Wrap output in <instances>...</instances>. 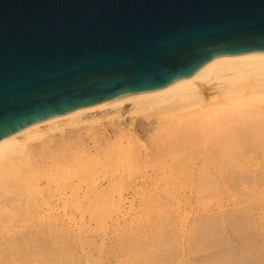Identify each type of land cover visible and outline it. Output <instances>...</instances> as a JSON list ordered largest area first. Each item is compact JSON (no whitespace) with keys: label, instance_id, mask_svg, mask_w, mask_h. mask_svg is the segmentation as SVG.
I'll use <instances>...</instances> for the list:
<instances>
[{"label":"bare ground","instance_id":"bare-ground-1","mask_svg":"<svg viewBox=\"0 0 264 264\" xmlns=\"http://www.w3.org/2000/svg\"><path fill=\"white\" fill-rule=\"evenodd\" d=\"M262 206L264 54L0 141V264H264Z\"/></svg>","mask_w":264,"mask_h":264},{"label":"water","instance_id":"water-1","mask_svg":"<svg viewBox=\"0 0 264 264\" xmlns=\"http://www.w3.org/2000/svg\"><path fill=\"white\" fill-rule=\"evenodd\" d=\"M264 54V0H0V141Z\"/></svg>","mask_w":264,"mask_h":264},{"label":"rangeland","instance_id":"rangeland-1","mask_svg":"<svg viewBox=\"0 0 264 264\" xmlns=\"http://www.w3.org/2000/svg\"><path fill=\"white\" fill-rule=\"evenodd\" d=\"M124 118L125 117H127V116H123ZM180 193V199H176L175 200V202H174V209L176 210V208L178 209L179 208V212L182 214L183 213V210H184V201H183V197L181 198V196H183L184 194L183 193H181V191L179 192ZM128 198V197H127ZM139 199H137V198H134V199H130V198H128L127 199V201L125 202V207L124 208H126L125 210L126 211H128V207L132 204V209H136V208H138V204H139ZM230 204L231 203H228V204H226V206L227 207H229L230 206ZM262 212H264V206H262ZM129 212V211H128ZM127 212V213H128ZM124 214V213H123ZM125 215V217H127V215L126 214H124ZM77 220L79 219V217H77L76 218ZM263 222V224H264V220L262 221ZM120 223L122 224L123 222H122V219H120ZM120 224V225H121Z\"/></svg>","mask_w":264,"mask_h":264}]
</instances>
